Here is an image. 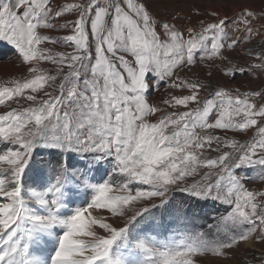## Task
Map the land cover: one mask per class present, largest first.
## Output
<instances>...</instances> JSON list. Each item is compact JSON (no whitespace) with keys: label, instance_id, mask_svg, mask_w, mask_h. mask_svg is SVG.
<instances>
[{"label":"snow or ice","instance_id":"6c2138e0","mask_svg":"<svg viewBox=\"0 0 264 264\" xmlns=\"http://www.w3.org/2000/svg\"><path fill=\"white\" fill-rule=\"evenodd\" d=\"M219 3L165 18L149 0H0V44L25 69L0 83V264H200L264 246V184L248 186L264 182V88L211 81L264 74V0ZM185 197L227 207L170 231L154 210L187 217ZM258 251L244 264H264Z\"/></svg>","mask_w":264,"mask_h":264},{"label":"rangeland","instance_id":"374dc122","mask_svg":"<svg viewBox=\"0 0 264 264\" xmlns=\"http://www.w3.org/2000/svg\"><path fill=\"white\" fill-rule=\"evenodd\" d=\"M60 2L63 3L64 0H60ZM224 2L227 3L226 8L223 7ZM205 3L206 0H149V4L151 6L152 11L165 18H170L176 12L190 15L191 9L194 5H204ZM261 4L262 0H220L219 6L222 8V10L226 11L229 15H231L232 12L238 10V7L240 5H251L252 7L258 9L261 7ZM195 19L196 18L193 17V20ZM6 56L8 57L5 59H0V83L9 81L10 79L15 77H20L25 72L24 67L20 64L19 58L17 57L13 49L9 50L6 53ZM197 71H199L200 73V79L205 80L206 82L205 78L207 77V70L201 67L197 69ZM192 78L195 79V77ZM211 81L213 84L219 83L229 88L238 87L241 91L249 89L259 90L261 88H264V74L260 72H256L254 76H238L236 79L231 81L221 77L218 73H216L213 75V77H211ZM176 94L180 93L177 92ZM167 95V85L165 83H162L159 91L152 93L151 102L160 103L162 99L167 97ZM219 134L223 135V133ZM250 134L251 133H249L248 135ZM228 135H232V133H228ZM236 138L243 141L247 138V136L244 134H238ZM212 155H215V153H213ZM262 184H264V182L256 181L255 183H249L248 186L250 188H260ZM172 195H174V193ZM181 197L182 195L180 196V198ZM216 205H218V203H216ZM226 207L227 206H224V211ZM261 248H264V246L259 244H241L239 248L232 250L229 254V257L226 259L216 258L209 255L200 258V264H244L245 260H250L252 258V253H256L258 255V250H260Z\"/></svg>","mask_w":264,"mask_h":264},{"label":"trees","instance_id":"16d2710c","mask_svg":"<svg viewBox=\"0 0 264 264\" xmlns=\"http://www.w3.org/2000/svg\"><path fill=\"white\" fill-rule=\"evenodd\" d=\"M12 50L10 46L0 44V59H5L6 52ZM184 194L174 193V196L177 197V200L180 199V196ZM184 207L187 210V217H176L169 212H164L163 210H154L156 211L157 216L161 218L163 224L171 231L172 227L178 226L179 228L188 231H203L208 225L214 222V218L219 216L224 212L223 205H214L211 201H197L195 198L185 197Z\"/></svg>","mask_w":264,"mask_h":264}]
</instances>
